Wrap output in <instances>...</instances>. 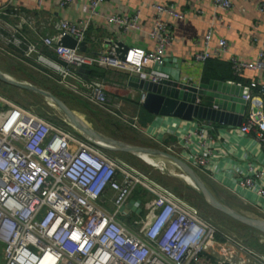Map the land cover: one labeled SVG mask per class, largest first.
Listing matches in <instances>:
<instances>
[{
  "label": "built area",
  "instance_id": "built-area-1",
  "mask_svg": "<svg viewBox=\"0 0 264 264\" xmlns=\"http://www.w3.org/2000/svg\"><path fill=\"white\" fill-rule=\"evenodd\" d=\"M42 1L36 0L38 5ZM72 1L59 3L67 6ZM103 1L87 0L91 16L98 14ZM147 2L154 10L148 32L155 41L151 50L128 46L120 57L112 46L107 53L85 55L78 43L85 36L87 22L68 19L54 24L55 35L28 42L18 37L17 28H2L4 15L19 17L31 28L35 25L33 18L16 10L8 12L9 1L0 7V42L12 44L30 61L45 67L49 71L46 75L63 90L112 112L120 104L107 93L105 83L84 80L78 71L104 66L154 81L162 78L156 68L166 64L165 51L172 38L163 15H183L173 3ZM212 4L227 10L232 2L213 0ZM257 9L264 10V0H258ZM138 16L136 9L125 17L108 15L106 20L126 31L138 29ZM212 30L211 22L203 48L192 57L199 66L228 52L224 38L210 45ZM65 35L76 40L75 47L60 43ZM253 41L258 44L254 60L228 56L234 75L243 70L259 73L248 81V90L241 95L245 108L240 124L218 127L205 119L183 120L187 128L171 129L177 148L167 149L199 174L220 184L227 178L234 186L253 193L257 209L251 215L264 219V31L259 41ZM40 45L57 59L42 53ZM200 79L201 75L196 83L180 82L197 84ZM143 98L144 93L140 102ZM226 149L234 153L228 155ZM138 187L151 193L154 205L153 215L141 232L118 217ZM108 202L112 210L105 206ZM0 243L4 264H264V252L247 245L170 187L80 133L56 125L5 96H0Z\"/></svg>",
  "mask_w": 264,
  "mask_h": 264
},
{
  "label": "crops",
  "instance_id": "crops-1",
  "mask_svg": "<svg viewBox=\"0 0 264 264\" xmlns=\"http://www.w3.org/2000/svg\"><path fill=\"white\" fill-rule=\"evenodd\" d=\"M7 1H9L7 5L8 12H15L16 10L20 15L27 16L28 19L33 18L35 25L31 28L19 17L4 15L1 19L4 25L2 28H17L18 37L28 42L37 41L39 36L55 35L54 24L61 19H68L76 23L80 20L87 22L85 36L80 41L82 46L79 45L80 42L78 43L79 51L85 55L107 53L115 41H121L128 46L141 47L145 50H151L155 45V41L148 35L153 22L154 10L147 0H104L98 6V14L93 16L90 15L88 7L86 8L87 0H73L67 6L61 5L59 0H43L41 5H38L36 0H0V7L4 6ZM155 1L163 5L173 3L174 8L183 15L181 18L169 14L163 15L164 21L170 25L172 38L171 45L165 51L166 64L156 68L162 78L177 81L189 80L193 83L198 82L200 75L202 78V73L206 67L193 63L192 57L203 48V37L211 22L213 23V30L210 45L212 47L215 46L219 38H224L228 43V52L221 54L216 59L227 63L230 54L245 61L255 59L258 44L253 39L256 38L259 41L264 31V10L259 11L257 9L258 0H231L232 5L227 10L215 8L212 4L213 0ZM136 9L139 11L138 29L123 31L119 25L110 24L106 20L108 15L125 17ZM4 33L6 34V32ZM9 47L14 55L20 53V50L14 48L12 44H9ZM39 49L46 56L55 59L47 48L40 45ZM15 57L13 59L20 61V57L16 55ZM27 65L34 69L39 66H36V63L32 61L27 62ZM10 70H7V72L10 75H14L15 70ZM146 70L148 72L150 69L147 68ZM0 71L5 72L1 68ZM120 71L104 66H93L84 68V71H78V73L84 80L95 79L103 81L107 93L118 101L117 103L120 104L122 109L130 112L138 107L142 109L139 100L143 92L128 85V77L132 74H124ZM258 74V72L243 70L239 75L246 80L244 83L231 79H217L233 81L238 85L246 86L248 83L247 79L249 81ZM218 75L222 76L221 73H218ZM145 77L148 76L145 75ZM199 81L202 80L200 79ZM138 120H140L142 125H145L148 121L149 124L148 126L146 125L148 132L158 129V136L162 138L163 142L169 143L172 149L177 148L176 140L164 141V138L169 135L176 137L173 133L171 134V129L178 130L188 127L187 122L174 117H155L149 114V116L145 117L144 115L142 118L139 114ZM213 123L218 124V127L224 126L223 123ZM226 152L228 155L234 153L228 149H226ZM223 180L225 185L228 184L234 188L233 191L229 190L234 192L245 206H250L252 213H255L257 208L255 207L256 198L253 193L234 186L227 178Z\"/></svg>",
  "mask_w": 264,
  "mask_h": 264
},
{
  "label": "rangeland",
  "instance_id": "rangeland-1",
  "mask_svg": "<svg viewBox=\"0 0 264 264\" xmlns=\"http://www.w3.org/2000/svg\"><path fill=\"white\" fill-rule=\"evenodd\" d=\"M9 45L7 43L0 44V68L1 70L5 71L2 72L8 79L14 80H21L23 82L29 83L31 85L37 86L43 90L49 91L57 96L55 93L56 91H61L64 94H69L75 100H81L85 105L77 104L70 100H65L62 97L57 96L60 100H62L68 108H70L77 119L84 123L94 130L101 133V136H107L125 143L145 146V147H153L157 149H161L167 153L173 154V152L169 151L167 147H169V143H165L162 141V138L158 136V130L147 131L146 128L148 126V121L145 125L141 124L140 120H138L139 114L143 118L149 113H147L143 108H138L135 110L133 109L132 112L127 111L126 109H122V107L115 106L111 109L112 112H107L103 108L96 106L86 99H84L81 95L75 93H69V91H65L59 84L54 81L52 78H49L47 72H49L45 67L38 66L36 69L32 68L30 65H27L29 59L23 54L22 51L20 53L15 54L17 57H20V61L13 59L16 58L14 53L9 49ZM37 66V64H36ZM14 67V68H11ZM10 69H14V75H10L8 71ZM121 72V71H120ZM124 74H129L125 71H122ZM9 74V75H8ZM109 89V88H108ZM0 96H5L12 100L13 102L17 103L18 105L27 108L39 115H41L46 120L59 125L63 128L75 131V128L69 122L68 118L64 115V113L55 105V103L49 99L48 97L33 92L27 91L25 89L18 88L6 81L0 80ZM115 102L117 100H114ZM204 102H207L204 100ZM140 104V100H139ZM56 106V107H55ZM139 114H138V113ZM147 125V126H146ZM218 126V124H215ZM76 132V131H75ZM99 143L103 145H107V142L103 141L102 138L97 140ZM177 141H175L176 143ZM109 145V144H108ZM108 151L111 155H115L120 157L122 160L125 159L126 162L132 161L131 159H135L136 163L141 162L142 165L145 164L147 168L139 167V165H133L136 169L144 172L147 170V174L151 179V176H158L160 175L162 179L167 182V186L174 191V187L178 183H182L183 185L190 186L194 191L195 187L191 184V182L179 171V169L165 156L162 155H153V154H141L136 155L130 152L123 151L125 158L120 156L119 153L122 151ZM176 152V151H175ZM142 155H146L147 159L142 158ZM149 160V161H148ZM132 165V163H130ZM146 173V172H145ZM199 174V173H198ZM201 179L205 182V184L209 187L213 193L220 198L224 203L228 204L232 208L239 210L241 212L252 214V209L250 206H245L241 200L235 195L234 192L229 190L224 185L220 184L219 182L213 180L210 177H207L204 174H199ZM154 180V179H153ZM198 191V190H197ZM175 192V191H174ZM186 190L182 192L185 193ZM176 193V192H175ZM180 193L182 197H184ZM199 203L202 207H199L200 211L212 218L216 223L218 222L221 226H224L226 229L233 231L230 227V220L223 218L219 213L214 212L213 210L209 209L203 199V197L197 196ZM185 198V197H184ZM186 199V198H185ZM155 203V202H154ZM191 203H193L191 201ZM135 204V205H134ZM105 206L109 209H113L111 203H106ZM133 209V210H132ZM154 212V205H153V196L151 193L147 192L146 190H142L141 187H138L132 193L128 205L125 208V211L120 213L118 217L122 220L126 225L131 227L133 230L142 231V229L146 226L150 218L152 217ZM148 215V218L144 217ZM142 216V218H141ZM222 222H225L223 224ZM233 225V224H232ZM236 233V232H235ZM237 234V233H236ZM247 245L255 248L259 251H264V246L260 245L259 243H263L262 241H258L256 238L249 239L245 241ZM0 264H4L3 261V249L2 244L0 243Z\"/></svg>",
  "mask_w": 264,
  "mask_h": 264
},
{
  "label": "water",
  "instance_id": "water-1",
  "mask_svg": "<svg viewBox=\"0 0 264 264\" xmlns=\"http://www.w3.org/2000/svg\"><path fill=\"white\" fill-rule=\"evenodd\" d=\"M60 43L72 48L77 44L76 40L68 35L63 36L60 39ZM79 45L82 46V42ZM112 46L120 57H123L128 47V45L121 41L113 42ZM53 57L57 59L56 56ZM81 71H84V69H81ZM0 80L27 91L42 94L51 99L68 120L73 123L72 125L76 132L103 149L126 151L136 155L153 154L167 157L191 182L195 189L201 193L209 207L235 222L249 227L259 237L262 238L264 236V219L241 212L224 203L209 189L198 172L181 158L161 149L129 144L107 136L103 137L98 131L81 123L73 111L53 93L21 80L8 79L1 71ZM128 85L144 93L141 107L151 115L174 117L186 121L205 119L235 125L240 124L245 108V102L241 98V95L245 94L248 90L247 86L238 85L228 80L209 79L206 82L200 81L197 84H189L168 78H160L154 81L135 75L128 77ZM203 100L207 101V103H204ZM99 138H102L104 142L106 141L107 145L99 143L97 141ZM168 140L174 141L176 137L169 135L164 138V141Z\"/></svg>",
  "mask_w": 264,
  "mask_h": 264
},
{
  "label": "trees",
  "instance_id": "trees-1",
  "mask_svg": "<svg viewBox=\"0 0 264 264\" xmlns=\"http://www.w3.org/2000/svg\"><path fill=\"white\" fill-rule=\"evenodd\" d=\"M204 67L205 68V71L202 73V78L201 80L206 82L208 81L209 79H217V78H221V79H231V80H234L236 82H240V83H244L246 82V80H244V78L241 76V75H234L230 69V65L229 63L227 62H223V61H220L219 59H216V57H211L209 59L206 60V62L204 63ZM218 73H221L222 76L218 75ZM223 73H227V74H223ZM247 82H248V79H247ZM57 96L59 97H62L65 100H70V101H73V97L69 94H64L62 93L61 91H56L55 93ZM73 102L77 103V104H81L82 105H85L83 102H81V100H74ZM86 107V105L84 106ZM263 151H264V145H263ZM120 156L124 157L125 158V155L124 153H119ZM125 160V159H124ZM132 161H129V163H132V165H139V167H142V168H147L144 165H142L141 162H137L135 161V159H131ZM147 173V170L144 171ZM155 181H157L158 183H161L165 186H167V182L162 179V177L160 175L158 176H154L152 175L151 176ZM174 188V191L180 195V193L182 194V192L184 190H186L185 193H183L182 195L188 200V201H192L195 206H197L198 208L199 207H202V205L199 203V200H198V195L199 197H201V193L199 191H194L190 186L188 185H183L182 183H178L176 186H173ZM212 191V190H211ZM213 192V191H212ZM202 198V197H201ZM204 204H206V206L213 210L214 212H217L219 213L218 211L212 209L211 207H209V205L205 202ZM221 216H223V218H226V219H229L230 221V227L233 229L234 232L237 233V235L241 238L244 239V241H248L249 239H253V238H256L257 239V242L259 241V236L255 233L254 230L250 229L249 227H246L238 222H235L234 220L230 219L229 217L219 213ZM146 218H148V215L145 214ZM142 218V216H141ZM218 223V222H217ZM223 224H225V222H222ZM219 224V223H218ZM233 224V225H232ZM224 227V226H223ZM229 229V228H228ZM264 239V236L262 237ZM260 245L264 246V242L263 243H259ZM264 252V251H262Z\"/></svg>",
  "mask_w": 264,
  "mask_h": 264
},
{
  "label": "bare ground",
  "instance_id": "bare-ground-1",
  "mask_svg": "<svg viewBox=\"0 0 264 264\" xmlns=\"http://www.w3.org/2000/svg\"><path fill=\"white\" fill-rule=\"evenodd\" d=\"M56 107V106H55ZM70 123H71V121H69ZM73 123H71V125H72ZM142 158H144V159H147V156L146 155H142L141 156ZM149 161V160H148Z\"/></svg>",
  "mask_w": 264,
  "mask_h": 264
}]
</instances>
